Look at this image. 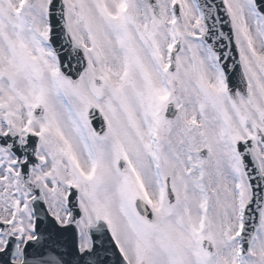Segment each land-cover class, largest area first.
Returning <instances> with one entry per match:
<instances>
[{"label":"snow or ice","instance_id":"6c2138e0","mask_svg":"<svg viewBox=\"0 0 264 264\" xmlns=\"http://www.w3.org/2000/svg\"><path fill=\"white\" fill-rule=\"evenodd\" d=\"M0 264H264V0H0Z\"/></svg>","mask_w":264,"mask_h":264},{"label":"water","instance_id":"95a60500","mask_svg":"<svg viewBox=\"0 0 264 264\" xmlns=\"http://www.w3.org/2000/svg\"><path fill=\"white\" fill-rule=\"evenodd\" d=\"M227 30H228L227 27H225V31H227ZM231 79H232L233 83L238 82V80L236 79V75H233ZM51 226H53V225H51Z\"/></svg>","mask_w":264,"mask_h":264}]
</instances>
